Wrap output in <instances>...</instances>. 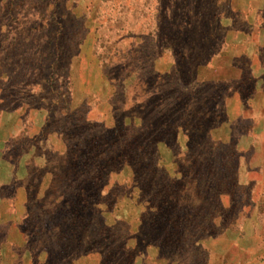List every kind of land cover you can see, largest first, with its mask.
Segmentation results:
<instances>
[{
	"label": "rangeland",
	"instance_id": "1",
	"mask_svg": "<svg viewBox=\"0 0 264 264\" xmlns=\"http://www.w3.org/2000/svg\"><path fill=\"white\" fill-rule=\"evenodd\" d=\"M161 94L189 137L146 157L197 203L188 239L87 157ZM0 109V264H264V0H0Z\"/></svg>",
	"mask_w": 264,
	"mask_h": 264
},
{
	"label": "trees",
	"instance_id": "2",
	"mask_svg": "<svg viewBox=\"0 0 264 264\" xmlns=\"http://www.w3.org/2000/svg\"><path fill=\"white\" fill-rule=\"evenodd\" d=\"M195 51H197L196 47ZM196 61L197 68L200 62L199 60ZM184 98L182 94H175L170 100H166L161 94L158 97L156 105L148 112V120L143 123L144 121L141 119L143 123L141 127L130 130L126 134V139H117L111 142L105 154H99V151H91L87 156L94 160L93 165L97 170L95 177L97 183L102 180V175L108 168L110 172L113 169H117L116 167H119L120 170L122 168L129 169L132 173L131 185L133 189H140L142 197H145L148 205L153 208L152 210L149 209L150 217L162 222L164 235L170 228H173L171 224H175L174 228L179 233V240L180 238L188 239L191 235L190 231H188L190 229L192 232H199L200 224L196 220L201 215V211L197 210V203L195 206L193 202L188 203V199L184 194L185 191H180L177 195L170 193L172 183L166 180H164L165 182H161L162 180L158 178L155 165H149V157H146V154L148 153L147 151H151V156H153L157 151L158 144L165 143L169 139L177 143L181 132L189 137V128L182 122L188 112L187 109L181 106ZM165 103L168 104V109L159 111V108ZM1 111L2 109H0ZM196 129L198 131L199 126ZM91 141L87 139L88 146L91 145ZM141 156H143V160ZM220 195L221 193H214L211 198L217 199ZM27 202L28 200L25 199V203ZM186 206L189 208L188 210ZM68 207L69 205H66L61 208V212H68ZM192 207H195V210H192ZM154 230H158V228H154ZM154 230L150 231L154 233ZM97 231L101 235L103 234L101 229L98 228ZM184 231L187 232L186 237L184 236ZM184 239H182V242ZM151 241L160 250H168L170 248L171 241L168 239V236L159 243L155 238L151 239Z\"/></svg>",
	"mask_w": 264,
	"mask_h": 264
}]
</instances>
